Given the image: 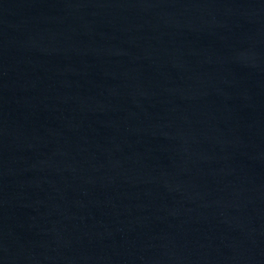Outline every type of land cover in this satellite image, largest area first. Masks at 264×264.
<instances>
[{"label": "water", "instance_id": "obj_1", "mask_svg": "<svg viewBox=\"0 0 264 264\" xmlns=\"http://www.w3.org/2000/svg\"><path fill=\"white\" fill-rule=\"evenodd\" d=\"M0 264H264V0H0Z\"/></svg>", "mask_w": 264, "mask_h": 264}]
</instances>
